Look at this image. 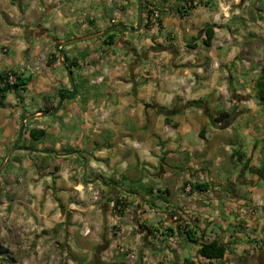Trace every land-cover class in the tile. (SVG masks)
Masks as SVG:
<instances>
[{"label": "crops", "instance_id": "1", "mask_svg": "<svg viewBox=\"0 0 264 264\" xmlns=\"http://www.w3.org/2000/svg\"><path fill=\"white\" fill-rule=\"evenodd\" d=\"M157 2L156 27L143 9L138 31L61 47L72 62L69 99L60 96L69 82L56 43L103 31L118 8L115 24L135 25L136 0H0V73L29 77L0 97V163L28 116L0 170V197L57 219L60 203L66 238L105 243L102 259L118 243L141 264H195L198 244L184 234L191 229L226 244L212 264H264L262 159L256 144L243 150L263 135L262 116L209 121L233 100L255 97L264 0H193L185 14L178 0ZM190 100L201 106L167 113ZM30 128L45 134L34 140ZM114 196L126 202L122 215L111 208Z\"/></svg>", "mask_w": 264, "mask_h": 264}, {"label": "rangeland", "instance_id": "2", "mask_svg": "<svg viewBox=\"0 0 264 264\" xmlns=\"http://www.w3.org/2000/svg\"><path fill=\"white\" fill-rule=\"evenodd\" d=\"M255 67L262 69V81L257 78L254 84L255 89L249 91V96L251 97L254 93L255 97H251L253 100L248 97L247 101H250L245 100L241 104H238L237 99L233 100L229 111L235 105L236 114L238 112L260 114L264 128V55ZM29 125L28 121L26 127L28 128ZM250 139L252 142L249 144L246 141L247 144L245 143L243 150L246 152L256 144L257 155L262 159L260 165L264 168V133ZM7 192L9 191L6 190L4 194H8ZM19 206H21L20 202L17 204L13 201V196L0 197V264H141V254L137 253V256L133 258L127 257L125 252L118 251V243L114 248L108 249L104 254L106 258L102 259L101 251L105 250V243L100 242L90 246L91 241L86 238L69 241L61 226H58L62 223L65 213L60 203L57 206L61 214L59 219L55 218L52 211L46 217L34 215L30 209ZM39 212L41 213L40 209ZM54 221L55 224H53ZM114 234L115 231L112 235ZM184 253L185 256L189 255L188 251Z\"/></svg>", "mask_w": 264, "mask_h": 264}, {"label": "trees", "instance_id": "3", "mask_svg": "<svg viewBox=\"0 0 264 264\" xmlns=\"http://www.w3.org/2000/svg\"><path fill=\"white\" fill-rule=\"evenodd\" d=\"M143 9H144V4H143ZM117 31L118 30H116V29L112 30V31L106 33L102 37L107 38L108 42H112L113 41V34H114V32H117ZM204 31L206 34V38L204 39V43L209 44V39L212 36V30L210 29L209 26H207ZM67 65L69 67H71L72 62H67ZM11 72H14V71H11ZM6 74H7V72L0 73V77L1 78L6 77ZM14 74H15V81L12 83H7L0 88V97H3L6 93V91H8L9 89L17 88V87L24 88L29 77L28 76L23 77L20 74L15 73V72H14ZM67 93H68V91H65L64 93L61 92L60 93L61 98L66 97ZM201 103H202L201 100H190V101L185 102L181 106H175V107L170 108L167 113L168 114L179 113V112L183 111L185 108L192 107V106L193 107H200ZM162 111H165L164 107L156 106V112H162ZM235 114H236L235 105H233L230 111H219L216 113V115L209 116V121L212 123H214L215 121H221L223 124L224 122H227L228 120H230ZM23 131H24V127H23ZM28 134L32 139L36 140V139L41 138L45 134V131L42 129H38V128H30L28 130ZM17 147H19V144H17ZM258 173H259V176L264 179V168H263V166H262L261 171H259ZM109 201H110V203L113 202V205L111 206V208H113L115 213L118 215H122L124 212V209L126 207L125 200L122 198L119 199L117 196H114ZM184 234H185L187 240L198 244L196 254L198 256H201L202 258L214 260L217 258H222L226 252V244L218 242L215 239H211L208 241L200 240V236L196 235L191 229L184 230ZM182 264H194V262L185 258L183 260Z\"/></svg>", "mask_w": 264, "mask_h": 264}, {"label": "water", "instance_id": "4", "mask_svg": "<svg viewBox=\"0 0 264 264\" xmlns=\"http://www.w3.org/2000/svg\"><path fill=\"white\" fill-rule=\"evenodd\" d=\"M142 13H143V0H136V22H135V25L127 27V26H125L122 23H117V24H113V25L107 27L106 29H104L103 31L98 32V33L93 32V33H90V34H86V35H83V36H78V37L66 39V40L59 41V42L56 43L55 50L58 53V55L60 56V58H61V63H62V65L64 66V68L66 70V76H67V79H68V82H69V90H68V95H67V97L69 99H71V98H73L75 96L76 88H75V83H74V80H73L71 69L66 64V58H65L64 52H63L61 47L63 45L71 44V43L80 41L82 39H86V38H90V37H96V36H102V35H105L106 33L110 32L112 30H115V29L116 30H121V31L129 30V31H132V32L133 31H138L140 29L141 23H142ZM57 108H58V106H56L54 109L56 110ZM48 112H49V110H40L39 111V113L43 114V115L47 114ZM31 116H32V114H31ZM27 117L28 116L23 118L21 123H20V127H19V130H18V135L16 137L15 142L12 144L11 147H9L6 150V152L4 154V157L2 158V161L0 163V170L2 169V167L4 165L5 158L16 148L17 142L19 141V139H20V137L22 135V132H23L24 120Z\"/></svg>", "mask_w": 264, "mask_h": 264}, {"label": "built area", "instance_id": "5", "mask_svg": "<svg viewBox=\"0 0 264 264\" xmlns=\"http://www.w3.org/2000/svg\"><path fill=\"white\" fill-rule=\"evenodd\" d=\"M106 3L110 4L115 0H104ZM179 10L181 14H185L188 9L193 4V0H178ZM119 13V8L115 10L114 15L111 17L110 21L112 24L116 23V17ZM144 21L149 27H156L161 18V7L159 6L157 0H144ZM15 81V74L14 72H7L6 77H0V88L7 83H12ZM119 199L121 197H118ZM113 202H111V206ZM117 249L119 252H125L127 257L133 258L134 252L131 250H126L124 247L117 245ZM195 264H212V260L202 258L201 256L197 255V261ZM249 264V263H245Z\"/></svg>", "mask_w": 264, "mask_h": 264}]
</instances>
